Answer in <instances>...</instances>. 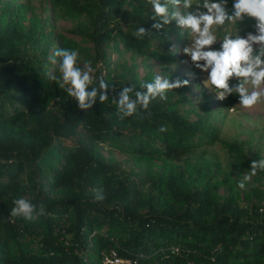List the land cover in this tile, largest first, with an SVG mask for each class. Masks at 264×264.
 <instances>
[{"label": "trees", "instance_id": "1", "mask_svg": "<svg viewBox=\"0 0 264 264\" xmlns=\"http://www.w3.org/2000/svg\"><path fill=\"white\" fill-rule=\"evenodd\" d=\"M49 2L80 17L69 32L91 43L93 62L102 66L95 68L90 88L102 77L117 92L129 85L140 91L141 83L154 78L150 62H143L141 79L135 72L124 76L110 69L109 51H119L120 44L122 51L173 62V41L187 37L175 21L160 32L151 29L149 0ZM13 8L10 0H0V264H110L104 262L110 252L130 264H264L263 191L250 185L257 201L240 205L228 181V194L217 199L211 189L217 164L207 161L150 177L144 192L100 151V145L118 148L147 166L153 158L183 162L186 150L213 144L210 114L191 119L183 108L185 87L151 101L150 116L138 108L120 120L111 98L100 103L97 97L92 109L81 110L67 95L68 86L52 79L60 73L48 60L52 38L44 26L23 29ZM248 23L226 22L216 33L230 24L251 30ZM140 26L153 33L137 39ZM222 103L231 106L239 98L234 94ZM162 126L167 131L160 132ZM225 147L231 168L248 172L250 161L258 160L238 142ZM260 178L264 171L253 177ZM93 188L103 190L102 202L89 193ZM62 190L69 195L51 196ZM20 197L43 204L44 214L31 221L11 217ZM24 234L36 238L37 252L10 255L9 242Z\"/></svg>", "mask_w": 264, "mask_h": 264}, {"label": "clouds", "instance_id": "2", "mask_svg": "<svg viewBox=\"0 0 264 264\" xmlns=\"http://www.w3.org/2000/svg\"><path fill=\"white\" fill-rule=\"evenodd\" d=\"M154 15L151 29L156 32L165 30L172 21L181 30H186L191 37L190 43L183 48V54L188 58L181 63L190 65L206 74L205 86L210 85V91L215 89V99L224 101L229 96L236 95L239 105L244 109H253L264 103V0H149ZM248 23L251 30L240 28L236 36L225 35L218 41L216 31L226 22ZM151 29L140 26L134 35L142 39ZM241 31L244 32L241 35ZM219 42V47H215ZM79 52L72 48H59L51 57L53 63L60 58L59 77L53 76L58 86L65 89L67 95L77 103L81 110L92 109L97 103H104L111 98L117 106L118 118L124 120L143 109L150 116L149 105L159 97L167 99L170 90L180 89L189 85L190 81L176 77L156 75L150 82L140 84V91H135V85L123 86L117 92L116 86L107 83L102 77L98 86L94 83L91 61H85L83 69L77 65ZM251 88V90H250ZM213 92V91H212ZM134 94V95H133ZM160 132L167 129L161 127ZM264 171V159L251 160L249 171L238 182L237 187L245 189L246 182ZM94 200H104L103 190L93 188ZM10 216H22L25 220H34L44 214V205L37 206L29 200L20 197L13 200ZM35 214V215H34Z\"/></svg>", "mask_w": 264, "mask_h": 264}, {"label": "rangeland", "instance_id": "3", "mask_svg": "<svg viewBox=\"0 0 264 264\" xmlns=\"http://www.w3.org/2000/svg\"><path fill=\"white\" fill-rule=\"evenodd\" d=\"M13 3V11L18 12L21 18L22 28L25 29L34 24H42L45 33L52 38V47L48 53V60L52 65L59 67L60 58H56L53 63L51 57L59 48L77 49L79 52L77 65L84 67L85 61H91L92 67L95 69L100 67L98 63L93 62L92 45L89 41L82 37L72 35L69 30L73 28L76 21L80 18L78 15L63 12L51 6L49 0H10ZM0 27H3V21L0 19ZM222 29V28H221ZM224 30V27H223ZM239 30L232 24L227 26V30L221 35H217L218 41L222 40L225 35L236 36ZM243 35L242 33H240ZM184 39V38H183ZM191 37L187 33L185 41H173L172 49H175L176 58L173 62L156 61L151 57H143L121 50L111 49L108 53L110 69L127 76L129 73L135 72L139 79L145 73L143 62L148 60L154 74L190 81L185 87V101L183 108L188 110V117L193 119L196 114H210L209 122L217 133V140L209 146H200L186 150L185 160L183 162L164 161L153 158L148 165H144L137 157L119 150L118 148L100 145V151L107 159L125 171L129 177V183L146 191L147 180L150 177H156L167 173L169 168L182 169L186 163H205L207 161L217 164L216 168H211L216 177L211 182V189L215 197L222 200L228 190V183L233 188V195L240 205H249L257 198L250 192L249 186H253L264 192V178L259 181L253 179L246 182L245 189L241 190L234 182L243 180L248 172L244 169H234L229 166V158L225 144L228 142H238L241 144L245 152L249 156H256L258 160L264 159V103L257 105L253 109H244L238 103L231 106H225L222 101L215 99V89L210 91V85L204 84L206 74L198 69L185 65L181 61L188 59L183 54V48L190 43ZM175 45L177 48H175ZM215 47H219V42ZM102 67V66H101ZM100 67V68H101ZM171 76V77H170ZM56 77H59L56 75ZM251 90V88H250ZM23 184L25 179L23 176ZM45 182H43L44 184ZM45 185V184H44ZM94 197V193L89 191ZM69 195V192L62 190L53 193L51 196ZM37 242L33 235L24 234L18 241H10L8 245V253L16 255L19 252L36 253ZM85 259H91L85 256Z\"/></svg>", "mask_w": 264, "mask_h": 264}, {"label": "built area", "instance_id": "4", "mask_svg": "<svg viewBox=\"0 0 264 264\" xmlns=\"http://www.w3.org/2000/svg\"><path fill=\"white\" fill-rule=\"evenodd\" d=\"M104 262L110 263V264H120V263L130 264L131 263L129 259H122V258L117 257L114 252H110L109 256H105Z\"/></svg>", "mask_w": 264, "mask_h": 264}]
</instances>
